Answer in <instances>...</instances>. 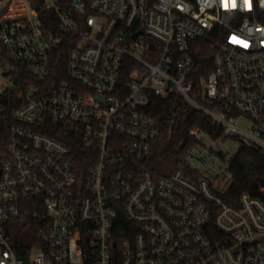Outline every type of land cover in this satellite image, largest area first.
<instances>
[{
    "label": "built area",
    "instance_id": "built-area-1",
    "mask_svg": "<svg viewBox=\"0 0 264 264\" xmlns=\"http://www.w3.org/2000/svg\"><path fill=\"white\" fill-rule=\"evenodd\" d=\"M173 91L264 155V0H0V264H264V195L140 164L161 133L150 97ZM20 221L39 240L22 255Z\"/></svg>",
    "mask_w": 264,
    "mask_h": 264
},
{
    "label": "trees",
    "instance_id": "trees-1",
    "mask_svg": "<svg viewBox=\"0 0 264 264\" xmlns=\"http://www.w3.org/2000/svg\"><path fill=\"white\" fill-rule=\"evenodd\" d=\"M213 51L214 46H210L206 40L199 42V51L195 57L197 63L195 78L200 86L213 68ZM68 52L69 48L67 46H63L59 50L57 65L60 68H65ZM201 101L207 104L206 100L201 99ZM146 111L158 118L161 130L160 137H167L166 149L174 150V158L172 168L166 173L154 168L150 157L146 160H141L140 164L158 175H169L176 169H182L190 179L199 180L201 174L198 170L192 168L186 158V154L188 151L204 144L191 134L190 130L198 128L216 141L220 139L226 140L228 137L223 136L222 130L214 124L213 119L209 115L195 109L177 91H173L165 97L152 95ZM43 131L69 144L75 153L77 165L81 166L84 164L87 158L86 151L81 149L78 138L74 136L70 128H47L43 129ZM215 154L220 159L226 160L227 156L222 151H217ZM229 172L231 182L223 194L224 198L229 202L237 201L243 192H249L256 197L264 195L261 189L264 187V155L258 150L241 145L229 162ZM18 225L20 230H18L19 233H16L15 243L19 244V248H21L19 253L22 255V248L31 247L33 243H37L39 240L37 239L38 236L35 233L33 223L20 221ZM27 231L31 234L30 237L25 236V234L22 238L18 237V234L26 233Z\"/></svg>",
    "mask_w": 264,
    "mask_h": 264
},
{
    "label": "rangeland",
    "instance_id": "rangeland-1",
    "mask_svg": "<svg viewBox=\"0 0 264 264\" xmlns=\"http://www.w3.org/2000/svg\"><path fill=\"white\" fill-rule=\"evenodd\" d=\"M204 145L193 150V156L189 159L190 164L199 169L205 176L214 178L219 173L225 175V178L230 176L229 162L236 154L241 146L239 140L228 137L226 140H218L216 142L209 139L207 136L202 137ZM167 137H159L153 143V148L149 157L151 158L152 166L163 173L168 172L172 168L174 150L166 149ZM212 149L213 152L209 151ZM222 151L226 154V160L220 159L215 152ZM17 228L15 233H17ZM25 236L30 237L31 234L27 231Z\"/></svg>",
    "mask_w": 264,
    "mask_h": 264
},
{
    "label": "snow or ice",
    "instance_id": "snow-or-ice-1",
    "mask_svg": "<svg viewBox=\"0 0 264 264\" xmlns=\"http://www.w3.org/2000/svg\"><path fill=\"white\" fill-rule=\"evenodd\" d=\"M246 3H248L251 6V0H246ZM233 40L234 42L241 43L240 41H237L235 37L233 38ZM244 46L247 47L246 44Z\"/></svg>",
    "mask_w": 264,
    "mask_h": 264
},
{
    "label": "water",
    "instance_id": "water-1",
    "mask_svg": "<svg viewBox=\"0 0 264 264\" xmlns=\"http://www.w3.org/2000/svg\"><path fill=\"white\" fill-rule=\"evenodd\" d=\"M237 206H238V204H237Z\"/></svg>",
    "mask_w": 264,
    "mask_h": 264
}]
</instances>
